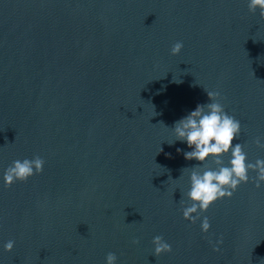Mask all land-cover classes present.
I'll list each match as a JSON object with an SVG mask.
<instances>
[{
	"label": "water",
	"instance_id": "obj_1",
	"mask_svg": "<svg viewBox=\"0 0 264 264\" xmlns=\"http://www.w3.org/2000/svg\"><path fill=\"white\" fill-rule=\"evenodd\" d=\"M206 90L264 159V15L248 0H0V264H264L253 181L201 213L207 233L183 216L182 170L200 162L171 128ZM36 156L41 174L4 185Z\"/></svg>",
	"mask_w": 264,
	"mask_h": 264
},
{
	"label": "clouds",
	"instance_id": "obj_2",
	"mask_svg": "<svg viewBox=\"0 0 264 264\" xmlns=\"http://www.w3.org/2000/svg\"><path fill=\"white\" fill-rule=\"evenodd\" d=\"M248 7L250 12L259 10L264 15V0H248ZM183 47V42H176L171 48V54L179 55ZM207 94L210 103L198 104L188 115L175 122L171 128L175 139L169 143H186L190 150L178 148L177 152H182L188 161L200 162L192 168L182 170L184 174L190 169V190L187 192L188 203L183 207V216L192 223L199 221L201 230L205 233L210 231L211 223L207 216L202 218L201 213L207 212L224 198H232L242 183L253 181L257 188H264V159L249 162L244 146L240 143L233 144L241 136V122L226 111L219 91H207ZM256 145L264 148V138H257ZM225 157L228 158L227 164ZM45 163L40 156L13 161L3 173L4 185L12 187L18 181L27 182L43 172ZM209 163H213L215 167H207ZM252 172L256 173L255 177L250 176ZM134 243L138 244L139 241ZM153 244L156 255L172 252V246L162 236H155ZM14 248V240H9L4 245L8 252H12ZM106 264H118V257L109 253Z\"/></svg>",
	"mask_w": 264,
	"mask_h": 264
}]
</instances>
